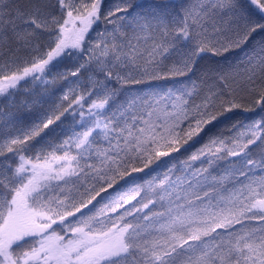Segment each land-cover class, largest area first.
Instances as JSON below:
<instances>
[{
  "label": "snow or ice",
  "instance_id": "snow-or-ice-1",
  "mask_svg": "<svg viewBox=\"0 0 264 264\" xmlns=\"http://www.w3.org/2000/svg\"><path fill=\"white\" fill-rule=\"evenodd\" d=\"M0 264H264V0H0Z\"/></svg>",
  "mask_w": 264,
  "mask_h": 264
},
{
  "label": "trees",
  "instance_id": "trees-1",
  "mask_svg": "<svg viewBox=\"0 0 264 264\" xmlns=\"http://www.w3.org/2000/svg\"><path fill=\"white\" fill-rule=\"evenodd\" d=\"M195 146H199V145L197 144V145H195Z\"/></svg>",
  "mask_w": 264,
  "mask_h": 264
}]
</instances>
